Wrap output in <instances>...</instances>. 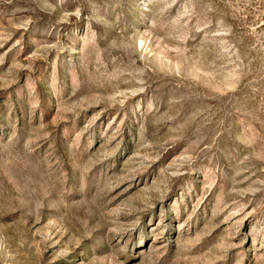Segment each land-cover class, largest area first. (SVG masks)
<instances>
[{"label": "rangeland", "instance_id": "1", "mask_svg": "<svg viewBox=\"0 0 264 264\" xmlns=\"http://www.w3.org/2000/svg\"><path fill=\"white\" fill-rule=\"evenodd\" d=\"M0 264H264V0H0Z\"/></svg>", "mask_w": 264, "mask_h": 264}]
</instances>
